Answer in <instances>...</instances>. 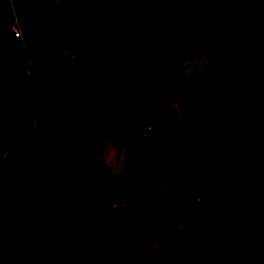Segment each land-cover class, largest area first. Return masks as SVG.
I'll return each mask as SVG.
<instances>
[{"label": "rangeland", "instance_id": "obj_1", "mask_svg": "<svg viewBox=\"0 0 264 264\" xmlns=\"http://www.w3.org/2000/svg\"><path fill=\"white\" fill-rule=\"evenodd\" d=\"M0 21L25 47L19 63L30 91L25 124L32 131L21 148L0 150V264H264V88L234 109L242 128L253 126L259 114L262 127L235 150L247 161L225 173L230 125L214 101L207 51L185 41L220 35L222 51L235 64L243 55L251 68L258 60L264 66V0H0ZM151 24L165 29L167 46L137 44L135 53L166 108L137 62L129 55L108 59L104 49L121 54ZM236 38L246 46H236ZM37 53L68 62L100 55L85 57L81 70L111 81L72 86L76 101L110 97L109 123L92 154L108 175L90 204L70 206L74 233L63 231L56 241L38 230L34 212L38 205L44 211L65 207L63 196L29 174L23 159L30 148L42 149V170L55 143L52 101L43 104L42 126L36 106L44 90L61 88L64 71L38 69ZM192 72L202 78L201 98L185 82ZM174 120L181 123L165 136ZM176 167L189 187L201 189L174 196L182 186ZM89 214L100 220L94 247L85 239Z\"/></svg>", "mask_w": 264, "mask_h": 264}, {"label": "trees", "instance_id": "obj_2", "mask_svg": "<svg viewBox=\"0 0 264 264\" xmlns=\"http://www.w3.org/2000/svg\"><path fill=\"white\" fill-rule=\"evenodd\" d=\"M32 25L33 34L29 38L30 45L34 43L36 36V25L33 23ZM185 41L207 51L213 72L214 101L223 109L231 130V136L226 145L227 150L224 152L225 173L233 172L238 163L247 161L235 151L236 148L254 139L262 127V115L259 114L253 126L242 128L234 114V109L237 106L252 103L254 98L262 93L264 66L258 60L255 67L251 68L250 58L243 55H240V64H235L222 51L220 35H208L202 41ZM0 42L3 43V52L0 53V150H17L30 139L32 134L31 129L25 124V106L30 99V91L25 86V73L19 63V57L25 53V47L18 46L14 36L5 29L4 21H0ZM234 43L236 46H246V41L241 38H236ZM137 44L165 47L168 44L166 31L158 24H151L135 33L121 54L113 52L107 46L104 49L108 59L112 56L129 55L137 62L144 83L157 101L166 108L168 103L162 100L156 82L147 74L142 61L135 53ZM37 57L38 69L55 67L64 71L61 88L53 93L44 90L36 106L37 117L42 126L43 104L48 99L52 101L55 143L50 149L42 170H39L37 165L38 154L42 152V149L30 148V156L23 159L24 169L29 174L41 184L47 185L63 196L65 207L58 206L50 211H44L42 206L38 205L34 212L38 230L48 239L56 241L63 231L70 230L74 233L76 221L70 206L90 204L97 197L99 185L108 175L106 165L92 158V154L101 145L109 123L110 97L76 101L70 94L72 86L77 81L79 83L95 81L103 84H109L111 81L104 76L91 75L81 70L85 57L101 58L100 55L80 54L74 62L55 57L45 58L39 53ZM185 82L196 97H202L204 87L200 74L188 73L185 76ZM180 123L181 121L174 120L167 124L164 135L172 134ZM162 150L168 156L175 157L174 153L165 148ZM176 169L180 174L182 186L173 193L174 196L186 194L190 190L198 192L201 189L200 186L189 187L177 167ZM238 183L239 178L235 187ZM203 193L207 194L205 189ZM262 221H264V215ZM100 228L99 218L89 214L85 231V239L89 247L97 244ZM242 249L247 251L244 245Z\"/></svg>", "mask_w": 264, "mask_h": 264}, {"label": "water", "instance_id": "obj_3", "mask_svg": "<svg viewBox=\"0 0 264 264\" xmlns=\"http://www.w3.org/2000/svg\"><path fill=\"white\" fill-rule=\"evenodd\" d=\"M20 40H21L20 37H17V38H16V42L18 43V46H19V47L22 46V43L20 42Z\"/></svg>", "mask_w": 264, "mask_h": 264}, {"label": "crops", "instance_id": "obj_4", "mask_svg": "<svg viewBox=\"0 0 264 264\" xmlns=\"http://www.w3.org/2000/svg\"><path fill=\"white\" fill-rule=\"evenodd\" d=\"M238 150H239V148H238Z\"/></svg>", "mask_w": 264, "mask_h": 264}]
</instances>
